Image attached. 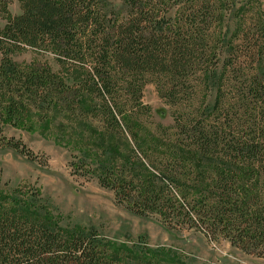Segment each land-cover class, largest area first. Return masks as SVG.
Masks as SVG:
<instances>
[{
	"label": "rangeland",
	"instance_id": "rangeland-1",
	"mask_svg": "<svg viewBox=\"0 0 264 264\" xmlns=\"http://www.w3.org/2000/svg\"><path fill=\"white\" fill-rule=\"evenodd\" d=\"M4 3L12 16L22 13L19 0ZM122 3H100L103 12H109L104 30L111 43L116 19L119 23L128 15V9L118 12ZM149 4L159 17L165 15L170 29L161 33L164 38L192 45L203 61L209 57L200 52L214 53L218 55L211 59L214 63L217 58L229 59L222 45L228 40L222 39L225 32L229 31L231 44L242 45L235 28L239 24L251 26L259 13L264 14V0H150ZM215 12L219 28L214 23ZM191 17H197L192 26L184 23ZM7 19L0 13V31ZM214 30L217 44L210 40ZM10 56L20 67L47 66L62 78L64 87L49 86L47 100L56 107L38 102L29 108L31 112L22 111L27 119H20L17 126L2 122L0 117V192L9 194L18 189L21 194L37 195L63 228L78 226L94 231L104 241L127 247L168 249L183 264H264V256L232 244L228 234L232 228L225 229L215 216L198 209L199 202L205 206L204 199L209 201V193L203 190L199 194L197 189L203 186L207 190L208 184H214L212 168L217 163L204 161L197 166L198 161L191 158L179 162L197 150L193 132L198 107L211 105L216 94L215 89L202 93L205 79L197 68L186 71L191 87L186 85L182 96L189 99L170 103L164 95L170 82L160 69L132 74L116 66L100 71L101 67L87 57L80 66L83 70L70 61L61 64L49 48L20 47ZM94 68L100 71L99 76ZM41 92L40 88L36 91ZM188 121L193 122L189 131L182 126ZM14 144L19 147L15 149ZM203 170L207 173L200 179L198 173ZM166 176L178 179L173 182ZM139 178H150L164 191L160 203L163 213L149 210L138 215L133 210ZM129 181L137 190L131 185L125 188ZM169 197L172 204L165 208Z\"/></svg>",
	"mask_w": 264,
	"mask_h": 264
},
{
	"label": "trees",
	"instance_id": "trees-1",
	"mask_svg": "<svg viewBox=\"0 0 264 264\" xmlns=\"http://www.w3.org/2000/svg\"><path fill=\"white\" fill-rule=\"evenodd\" d=\"M4 1L0 0V13L8 18L0 31V117L4 123L17 126L20 119H27L22 111L31 112L29 108L38 102L56 107L47 100L49 86L64 87L62 78L45 65H17L10 53L20 47L49 48L61 64L70 61L83 70L80 66L87 57L101 67L100 71L116 66L132 74L142 69H160L170 82L164 94L170 103L189 99L182 96L183 88L191 87L187 70L197 68L203 73L202 93L215 89V98L211 105L198 107L193 132L197 135V150L190 153L192 156H182L179 162L191 158L198 161L197 166L204 161L209 165L217 163L212 168L214 184H208L207 190L203 186L197 189L199 194L203 190L209 193L205 206L198 203L199 211L215 216L225 229L232 228L228 232L232 244L264 256V14L259 13L251 26L239 24L235 28V33L241 34L242 45L231 44L229 31L225 32L222 39L228 40L222 45L229 59L217 58L214 63L211 61L218 55L200 52L209 57L203 61L191 44L180 45L179 40L164 38L161 33L170 28L165 15L159 17L150 8V0H122L117 10L121 13L128 9V15L119 23L116 19L113 43L104 30L109 23L105 20L109 12H103L100 5L104 0H19L22 13L17 16L9 14ZM212 15L219 28L218 12ZM196 18L184 23L192 26ZM216 31L210 40L217 44ZM94 69L99 76L100 71ZM39 88L46 95L36 93ZM192 125V121L182 124L188 131ZM13 147L17 149L19 144ZM206 173L200 171L198 176L203 179ZM167 178L173 182L178 179ZM136 181L140 189L132 204L136 214L144 215L149 210L163 213L160 203L164 191L157 189L150 178ZM127 183L125 188H135L132 182ZM171 201L167 198L165 208ZM145 247L104 241L94 231L78 226L63 228L37 195L21 194L18 189L9 194L0 192V264H183L168 249Z\"/></svg>",
	"mask_w": 264,
	"mask_h": 264
}]
</instances>
